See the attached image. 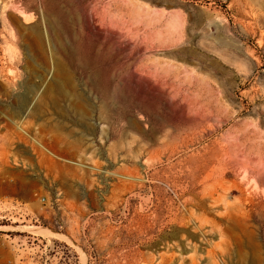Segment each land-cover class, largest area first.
Masks as SVG:
<instances>
[{
  "label": "rangeland",
  "instance_id": "1",
  "mask_svg": "<svg viewBox=\"0 0 264 264\" xmlns=\"http://www.w3.org/2000/svg\"><path fill=\"white\" fill-rule=\"evenodd\" d=\"M17 200L0 264H264V0H0Z\"/></svg>",
  "mask_w": 264,
  "mask_h": 264
},
{
  "label": "built area",
  "instance_id": "2",
  "mask_svg": "<svg viewBox=\"0 0 264 264\" xmlns=\"http://www.w3.org/2000/svg\"><path fill=\"white\" fill-rule=\"evenodd\" d=\"M40 200L43 201L44 197H40ZM30 214L28 207H25L21 201H11L4 204L0 201V219H5L9 221L14 220H24Z\"/></svg>",
  "mask_w": 264,
  "mask_h": 264
},
{
  "label": "bare ground",
  "instance_id": "3",
  "mask_svg": "<svg viewBox=\"0 0 264 264\" xmlns=\"http://www.w3.org/2000/svg\"><path fill=\"white\" fill-rule=\"evenodd\" d=\"M13 0H11L12 2ZM22 190V189H21ZM20 228H24V229H28L29 231L35 233V234H39V235H43V236H63L62 234L49 229L47 227H42V226H19Z\"/></svg>",
  "mask_w": 264,
  "mask_h": 264
}]
</instances>
